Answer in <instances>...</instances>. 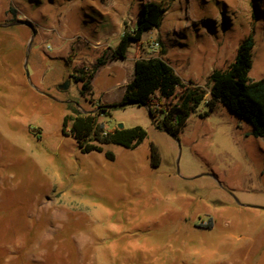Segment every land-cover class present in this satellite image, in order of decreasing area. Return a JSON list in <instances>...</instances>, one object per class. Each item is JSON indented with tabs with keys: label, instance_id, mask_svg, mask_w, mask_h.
<instances>
[{
	"label": "rangeland",
	"instance_id": "374dc122",
	"mask_svg": "<svg viewBox=\"0 0 264 264\" xmlns=\"http://www.w3.org/2000/svg\"><path fill=\"white\" fill-rule=\"evenodd\" d=\"M148 1L166 8L161 25L129 47L123 73L112 64L95 76L97 97L132 79L134 58L162 56L208 100L209 74L249 33V75L264 76V0H0V264H264V138L247 120L222 104L200 117L203 102L174 137L128 104L99 120L143 126L134 149L83 153L62 132L67 101L99 103L74 76Z\"/></svg>",
	"mask_w": 264,
	"mask_h": 264
},
{
	"label": "trees",
	"instance_id": "16d2710c",
	"mask_svg": "<svg viewBox=\"0 0 264 264\" xmlns=\"http://www.w3.org/2000/svg\"><path fill=\"white\" fill-rule=\"evenodd\" d=\"M166 8L156 1L142 4L137 25L125 31L116 46L110 47L92 65L91 70L81 69L75 81L81 82V94L91 90L95 72L109 59L125 58L129 47L139 42L145 32L161 25ZM255 40L252 33L239 42L234 60L225 68H215L208 76L210 98L205 100L206 90L199 84L188 82L178 75L172 65L162 56H138L134 60L132 79L126 84L121 99L117 102L100 104L95 109L83 111L78 101H67V112L62 120V132L70 134L83 153L103 151L106 144H117L127 149L138 147L148 136L141 125L120 128L118 124L107 126L99 116L112 117L113 109L128 104L145 106L153 123L170 135L177 137L187 120L203 102L208 110L200 112L206 117L218 104H222L252 125V133L264 138V76L252 79L249 75L253 66ZM108 159L114 152L107 150ZM150 162L153 167L161 163L159 146L150 143Z\"/></svg>",
	"mask_w": 264,
	"mask_h": 264
},
{
	"label": "crops",
	"instance_id": "0c3cea01",
	"mask_svg": "<svg viewBox=\"0 0 264 264\" xmlns=\"http://www.w3.org/2000/svg\"><path fill=\"white\" fill-rule=\"evenodd\" d=\"M127 57V56H126ZM126 57L125 58H112V59H109L108 61H107V63L104 65V66H102V67H100L96 72H95V74H94V76H93V78H92V82H91V87H92V83L94 82V79H95V76L99 73V72H101L104 68H108V67H110V66H113L112 64H114L116 67H118L119 68V70L123 73V71L125 70L124 68V64L127 62H124V60L126 59ZM136 58H134V60H135ZM134 60L132 61V64H133V73H134ZM123 61V62H122ZM110 62H113V63H110ZM108 76H112V75H108ZM119 76V75H118ZM113 77V76H112ZM130 81V80H129ZM129 81H127V82H124V83H122V80H120L119 78L117 79V83H119V86H120V91H116V92H111V93H106L107 95L106 96H104V95H99L98 97L95 95V91H94V88L92 87L91 88V90L89 91V92H94L93 93V95H94V97H97V99L99 100V103H97V105H100V104H108V103H113V102H117V101H119L120 99H121V97H122V95H123V93H124V90H125V86H126V84L129 82ZM80 108L81 109H84L83 111H90V110H93V108H87V109H85V108H83V107H81V105H80ZM117 123V122H116ZM118 124V123H117Z\"/></svg>",
	"mask_w": 264,
	"mask_h": 264
},
{
	"label": "water",
	"instance_id": "95a60500",
	"mask_svg": "<svg viewBox=\"0 0 264 264\" xmlns=\"http://www.w3.org/2000/svg\"><path fill=\"white\" fill-rule=\"evenodd\" d=\"M17 23H20V22L10 23L9 25H13V24H17ZM4 25H5V24L0 23V26H4ZM28 74H29V73H28V71H27V75H28ZM69 84H70V80H66L64 83L60 84L59 87L65 89V88H67V87L69 86ZM118 126H119L120 128L124 127L122 123H118Z\"/></svg>",
	"mask_w": 264,
	"mask_h": 264
},
{
	"label": "built area",
	"instance_id": "2783aa9c",
	"mask_svg": "<svg viewBox=\"0 0 264 264\" xmlns=\"http://www.w3.org/2000/svg\"><path fill=\"white\" fill-rule=\"evenodd\" d=\"M150 51L151 52H155V51H158L159 50V48H160V42L157 40V39H155V40H153L151 43H150Z\"/></svg>",
	"mask_w": 264,
	"mask_h": 264
}]
</instances>
